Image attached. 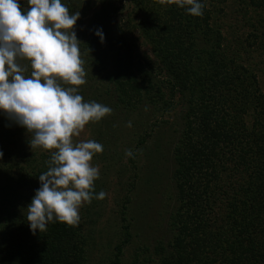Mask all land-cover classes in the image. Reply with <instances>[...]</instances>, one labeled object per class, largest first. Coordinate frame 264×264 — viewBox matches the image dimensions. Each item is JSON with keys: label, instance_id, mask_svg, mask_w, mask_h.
Returning <instances> with one entry per match:
<instances>
[{"label": "trees", "instance_id": "1", "mask_svg": "<svg viewBox=\"0 0 264 264\" xmlns=\"http://www.w3.org/2000/svg\"><path fill=\"white\" fill-rule=\"evenodd\" d=\"M201 2L203 16L193 17L175 2L99 0L79 39L89 74L82 86L98 89L91 82L101 77L111 115L124 122L133 116L144 127L139 144L150 136L145 126L169 112L175 99L184 107L172 150V241L156 246L155 260L136 256L130 264H264V91L240 53L255 49L264 56V0ZM229 2L243 17L256 15L247 20L248 37L232 45L217 20ZM127 3L151 56L114 23ZM20 7L26 9L27 0ZM68 8L74 13L76 6ZM97 28L103 29V44L94 35ZM80 87L84 102L98 98ZM30 139L0 114V264H86L78 227L53 222L47 232L29 230V192L39 188L51 159L49 151L32 152ZM127 240L125 235L115 247L111 264H121Z\"/></svg>", "mask_w": 264, "mask_h": 264}, {"label": "clouds", "instance_id": "2", "mask_svg": "<svg viewBox=\"0 0 264 264\" xmlns=\"http://www.w3.org/2000/svg\"><path fill=\"white\" fill-rule=\"evenodd\" d=\"M162 2L203 16L201 0ZM20 3L0 0V114L31 134V149L51 152L48 170L39 175L40 186L26 208L29 230L35 234L47 232L53 222L78 227L81 206L105 199V192L95 193L100 170L92 164L103 145L91 139L75 143L73 138L112 109L84 102L79 94L87 82L74 31L79 11L70 13L62 0H27L26 9ZM94 35L104 43L102 28ZM3 155L0 150V159ZM133 155L131 149L125 152L126 157Z\"/></svg>", "mask_w": 264, "mask_h": 264}, {"label": "rangeland", "instance_id": "3", "mask_svg": "<svg viewBox=\"0 0 264 264\" xmlns=\"http://www.w3.org/2000/svg\"><path fill=\"white\" fill-rule=\"evenodd\" d=\"M62 3L76 6L74 13L79 11L80 19L74 31L78 40L82 39L81 36L87 33L89 18L99 6V0H62ZM224 7V13L217 20L222 25L226 40L232 45V42L248 37L252 28L247 26V20L256 15L243 17L235 2H229ZM131 13L132 8L125 4L123 14L114 23L129 32V37L135 38L141 53L151 56L150 48L136 29L137 19ZM254 50L247 54L244 51L240 53L248 61L246 64L256 69L264 91V56L262 52ZM88 75L86 81L89 80ZM91 83L99 85V88L81 86L80 90L98 95L91 102L105 105V83L101 77ZM183 113V104L177 98L169 112L159 117L155 124L150 122L145 126L150 136L145 138L144 144L138 142L143 137L144 127L134 122L133 116L124 122L111 114L99 122H90L79 137L73 138L75 143L91 139L103 145L102 153L94 155L92 164L100 170V178L94 182L95 193L103 191L106 197L103 200L93 199L79 210L78 228L86 241V264H111L115 247L125 242V235L129 236V240L122 248L121 264H130L136 256L155 260L153 252L156 246L172 241L174 232L169 224V215L176 197L171 181L172 150L180 136ZM129 122L131 127L128 126ZM128 149L133 151V157L125 156ZM30 150L37 154L46 152L39 148ZM36 190L29 192L31 199ZM124 226L128 227V233L124 232Z\"/></svg>", "mask_w": 264, "mask_h": 264}]
</instances>
